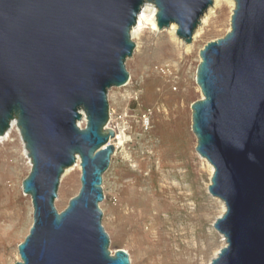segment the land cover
Segmentation results:
<instances>
[{
  "label": "water",
  "instance_id": "obj_1",
  "mask_svg": "<svg viewBox=\"0 0 264 264\" xmlns=\"http://www.w3.org/2000/svg\"><path fill=\"white\" fill-rule=\"evenodd\" d=\"M235 2L229 31L200 50L192 129L226 208L214 222L226 244L208 264H264V0ZM146 3L160 29L176 23L190 43L213 0H0V135L15 120L31 162L22 187L33 223L15 264H131L111 251L100 204L115 152L108 94L129 80ZM78 157L81 188L59 211Z\"/></svg>",
  "mask_w": 264,
  "mask_h": 264
},
{
  "label": "rangeland",
  "instance_id": "obj_2",
  "mask_svg": "<svg viewBox=\"0 0 264 264\" xmlns=\"http://www.w3.org/2000/svg\"><path fill=\"white\" fill-rule=\"evenodd\" d=\"M232 13L230 4L217 8L184 60L182 49L179 58H168L170 35L147 24L126 61L129 80L109 90L108 125L117 136L100 206L111 251L126 250L131 264H208L225 245L214 227L225 211L208 189L212 172L196 150L192 104L203 96L196 80L200 50L229 31ZM23 150L16 129L0 141V264L21 259L18 245L33 223L22 187L31 170ZM80 177L75 167L61 179L59 211L78 194Z\"/></svg>",
  "mask_w": 264,
  "mask_h": 264
},
{
  "label": "bare ground",
  "instance_id": "obj_3",
  "mask_svg": "<svg viewBox=\"0 0 264 264\" xmlns=\"http://www.w3.org/2000/svg\"><path fill=\"white\" fill-rule=\"evenodd\" d=\"M224 4H230L232 6V9H234L236 2H235V0H213V4L206 10L204 15L201 17L199 26L197 27V29L195 30V32L193 34L192 41L190 43H188L183 38L178 36V34H177L178 25L176 23H172L168 28L160 29L158 24H157V18H156L157 7H156V5L153 3H146L138 15L137 23L132 28V31H131L132 39L134 40V39L141 38L143 31L146 28L147 24H151L152 28L155 31H159V32L166 31L170 35V39L173 41V44L169 46V49H168V52L166 53V56L168 58L177 59V58H179V54H180V51L182 49V50H184V52L186 54L185 57L183 56V60H184L185 58H187L189 56V54L192 51L193 45L195 44L197 39L201 36L202 26L207 24L211 15L216 13V9L218 8L221 10V8L224 6ZM185 54H183V55H185ZM165 59H166V57H165ZM83 122H86L85 117H83V119L79 121V124L82 125ZM13 129H16L18 131L20 138L23 142V148H24L23 153L26 156V158L28 159L29 164L31 165L30 158L28 156V151L25 148L24 140L22 138L20 129L17 126V122L15 120L11 122V126L7 130V132L3 135H0V141H5V140L9 139ZM185 132H186V134L187 133L189 134L188 122H186ZM116 136H117V133H116ZM186 142H188V144H191L192 143L191 137ZM202 158L207 162V164L209 165L211 172L213 174V172H214L213 165L206 158H204V157H202ZM75 167H80V157L77 158V162L74 165L65 169L61 179L65 178V177L70 178L72 175V171H73V169H75ZM27 195L28 194L25 193V196H27ZM28 196H30V195H28ZM218 199L220 200L221 204L223 205V208L225 211V209H226L225 203L220 198H218ZM225 244H226V241H225ZM218 252H219V250L217 251L216 255L218 254Z\"/></svg>",
  "mask_w": 264,
  "mask_h": 264
}]
</instances>
